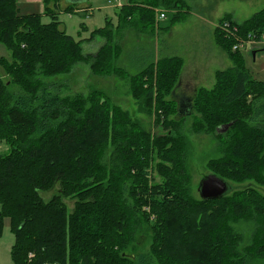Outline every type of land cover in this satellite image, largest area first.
Returning a JSON list of instances; mask_svg holds the SVG:
<instances>
[{
	"label": "trees",
	"instance_id": "1",
	"mask_svg": "<svg viewBox=\"0 0 264 264\" xmlns=\"http://www.w3.org/2000/svg\"><path fill=\"white\" fill-rule=\"evenodd\" d=\"M16 1L0 0V44L9 54L0 56L8 75L7 80L0 78V138L7 140L0 152V233L8 217L13 264L264 260V194L252 185L211 199H195L189 192L186 141L179 127L184 116H177L171 97L180 82L182 58L155 60L152 53L134 74L115 64L121 51L115 35L126 28L149 34L167 29L172 21L184 19L186 0H126L117 9L115 25L106 18L103 27L78 39L58 20L59 0H41L48 22L38 12L19 13ZM76 8L68 5L64 11L83 10ZM158 9L171 11L164 27L156 19ZM222 19L237 25L236 31H221L216 25ZM216 25L215 38L232 63L215 72L212 88H197L191 97L192 109L202 119L200 127L219 137L222 154L207 165L226 181L264 185V80L255 79L240 50L232 48L247 33L264 32V6L242 21L225 14ZM95 36L104 42L94 54L83 53L82 41ZM89 59L94 60L91 68L132 77L140 87H149L142 104L148 111L152 108L155 121L165 122L169 133L152 135L98 91L63 94L62 83L45 79ZM169 93L171 99L165 101ZM55 185L58 191L44 200L40 192ZM65 199L73 200L72 209ZM207 205L209 215L190 216ZM145 222L151 223L152 240L149 251L136 258L125 250ZM241 223L249 227L246 241L235 228Z\"/></svg>",
	"mask_w": 264,
	"mask_h": 264
},
{
	"label": "rangeland",
	"instance_id": "2",
	"mask_svg": "<svg viewBox=\"0 0 264 264\" xmlns=\"http://www.w3.org/2000/svg\"><path fill=\"white\" fill-rule=\"evenodd\" d=\"M126 1V0H122ZM18 12L25 14L27 12H42L43 4L28 3L25 0H17ZM77 6L83 7L81 11L67 13L63 12V4L59 10L58 20L63 25L65 32L74 38H86L90 32L96 28L105 25L106 18L111 20V24L117 22V9L110 5L106 0H79ZM264 6V0H186L182 12V20L176 19L169 24L167 29H159L152 34L136 31L132 28H126L120 34L114 36V43L118 41L121 51L115 64L122 67L128 73L134 74L153 53L155 60L163 56H180L183 60V69L178 88L172 92L171 97L175 100L174 108H177L178 99L181 97L191 98L196 94L195 90L200 87L212 88L215 83V72L225 69L231 65L232 61L228 56L226 48L215 38L213 25L225 12H231L236 21H242ZM164 12L165 17L160 18L159 23L165 26L170 22L171 11L159 9ZM92 11V12H91ZM91 12V13H90ZM41 20L48 22V15L42 14ZM216 25V24H215ZM104 42L101 36H95L89 42L83 40L81 44L83 53L94 54L98 47ZM264 44L259 42L247 43L240 48L245 67L251 75L257 80H264ZM112 50V49H111ZM116 52V49H115ZM114 52V53H115ZM112 59V51H110ZM9 58V54H6ZM93 59L76 62L68 73L48 76L47 81L56 80L62 83L60 92L67 93H89L98 91L102 96L109 100V104L119 107L126 111L129 116L139 122L152 135H162L169 133L165 122L155 121V115L151 110L144 106L142 94L149 88L140 87L132 77H123L110 72H101L91 68L90 63ZM0 78L8 79L3 67L0 64ZM185 86V87H184ZM10 88L16 90L15 85ZM168 101L170 93L164 98ZM184 118L180 121V132L186 141L185 169L189 177L188 189L190 194L199 199L198 184L199 181L212 173L207 163L209 160L221 156L218 149V136L214 132H206L200 127L202 119L197 113V109H191L190 113L181 114ZM173 117V113L168 116V121ZM198 124L195 125L194 121ZM157 122V123H156ZM218 128V127H217ZM220 130V129H219ZM7 148V140L0 138V152ZM110 148L108 149L109 152ZM111 162V161H108ZM158 179L156 171H150ZM232 190H242L246 185H252L264 194V185H259L253 181L234 182L227 181ZM58 191V185L53 188L40 192L44 200H48L52 194ZM230 192V191H229ZM228 192V193H229ZM233 192L230 193V195ZM65 204L70 210L73 206V200L65 199ZM211 207V206H210ZM210 207L204 206L198 212L191 213L190 216L203 217L209 215ZM215 206H212L214 209ZM142 209L148 211L147 206ZM178 212H175L176 214ZM180 214V213H179ZM190 214V213H189ZM188 214V215H189ZM182 215V214H181ZM188 215L186 217H188ZM152 217V216H151ZM184 218L185 216H181ZM177 218H180L177 216ZM184 221H186L184 219ZM151 224V223H149ZM145 222L142 231L136 236L135 242L129 245L125 252L133 254L138 258L140 254L147 253L152 240V227ZM173 225V224H172ZM174 226V225H173ZM238 230L242 231L245 241L248 238L249 227L246 223L236 225ZM165 230V227L163 226ZM14 241V235L10 230V221L8 217L3 218L2 231L0 233V264H13L10 257V247ZM176 258V256L174 257ZM146 261H149L145 257ZM264 264V260L259 263Z\"/></svg>",
	"mask_w": 264,
	"mask_h": 264
},
{
	"label": "water",
	"instance_id": "3",
	"mask_svg": "<svg viewBox=\"0 0 264 264\" xmlns=\"http://www.w3.org/2000/svg\"><path fill=\"white\" fill-rule=\"evenodd\" d=\"M78 3L79 0H71ZM177 116L181 114L190 113L192 109L191 98L181 97L177 102ZM231 191V186L228 182L216 175L215 173H208L199 181L198 193L201 199L217 198L225 195Z\"/></svg>",
	"mask_w": 264,
	"mask_h": 264
},
{
	"label": "built area",
	"instance_id": "4",
	"mask_svg": "<svg viewBox=\"0 0 264 264\" xmlns=\"http://www.w3.org/2000/svg\"><path fill=\"white\" fill-rule=\"evenodd\" d=\"M106 2L110 5H114V7H120L123 4L122 0H106ZM164 17H165L164 12L158 9L156 11V19L158 20V19L164 18ZM216 26H218V28L224 32H225V30L228 31V29H230V28H232V30L229 32H235L236 27H237V25L232 24L229 19L220 20ZM225 34H227V32H225ZM227 35H229V34H227ZM256 42H259V43L264 42V32L259 33L257 36H255L254 34H251V33H247L246 38L243 41H239V42L233 44L232 48L240 50V48L245 46L247 43H256Z\"/></svg>",
	"mask_w": 264,
	"mask_h": 264
},
{
	"label": "crops",
	"instance_id": "5",
	"mask_svg": "<svg viewBox=\"0 0 264 264\" xmlns=\"http://www.w3.org/2000/svg\"><path fill=\"white\" fill-rule=\"evenodd\" d=\"M26 2H28V3H38V2H40L41 0H25ZM42 2V1H41ZM122 2H124V1H122ZM43 4V3H42ZM59 4H60V7H59V10L61 9V7H62V4H63V6H64V8H63V12H65L64 10H65V8L66 7H68V5H71V6H73V8H74V6L75 7H77L76 8V10L77 9H83V8H85V6H83V7H79V6H77V3H74L73 1H71V0H59ZM116 9H118V7H115ZM262 8V7H261ZM257 11V10H256ZM92 12V11H91ZM90 12V13H91ZM255 12V11H254ZM253 12V13H254ZM27 13H29V12H27ZM38 13H40L41 15L42 14H44V5H43V11L42 12H38ZM67 13H70V12H67ZM225 13H228L233 19H235L234 18V14L233 13H231V12H225ZM26 14V13H25ZM236 20V19H235ZM215 24H216V22L214 23V25H213V29H214V27H215ZM61 26H63L62 24H61ZM261 44H264V42H261ZM263 50H264V47L262 48ZM8 53V51L0 44V56H6V54ZM179 84H180V82L178 83V85H177V87H176V89L178 88V86H179ZM185 87V86H184Z\"/></svg>",
	"mask_w": 264,
	"mask_h": 264
}]
</instances>
